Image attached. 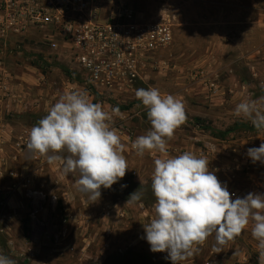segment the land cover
Masks as SVG:
<instances>
[{
	"label": "rangeland",
	"instance_id": "374dc122",
	"mask_svg": "<svg viewBox=\"0 0 264 264\" xmlns=\"http://www.w3.org/2000/svg\"><path fill=\"white\" fill-rule=\"evenodd\" d=\"M110 1L146 21L169 20L173 42L146 60L144 81L132 91L104 95L123 113L110 123L125 145L128 169L111 189L101 188L96 202L77 190L78 173L65 175L62 161L49 164L26 149L31 127L70 92L68 82L82 91L83 76L66 57L51 55L28 36L0 44L8 90L0 105V254L16 264H172L167 252H152L145 238L143 224L155 216L154 160L161 154L139 156L131 147L151 127L135 96L139 88L154 87L184 104L187 119L167 142L170 157L184 152L205 157L230 194L236 192L233 199L264 194V164L247 171L232 163L264 139V131L234 113L244 100L264 110V0ZM208 145L213 153L205 151ZM138 189L142 199L127 203ZM29 190L43 192L46 200L33 199ZM51 196L57 200L53 206ZM252 227L250 221L219 253L215 235L209 236L179 264H259Z\"/></svg>",
	"mask_w": 264,
	"mask_h": 264
},
{
	"label": "clouds",
	"instance_id": "9594fccd",
	"mask_svg": "<svg viewBox=\"0 0 264 264\" xmlns=\"http://www.w3.org/2000/svg\"><path fill=\"white\" fill-rule=\"evenodd\" d=\"M135 96L147 109L151 127L131 147L139 156L146 151L161 154L154 160L151 184L155 216L143 224L150 250L167 252L166 258L179 264L198 252V246L214 234L213 248L219 253L252 221L258 261L264 264V194L249 192L243 198L232 199L234 194L220 182L215 171L209 170L205 157L191 152L170 157L167 142L187 119L184 104L154 87L139 88ZM111 113L119 115V106L112 107ZM234 113L250 121L258 132L264 131V110L257 101L238 103ZM111 120L101 103L90 101L87 91H70L62 94L31 127L26 149L32 156L46 157L49 164L62 161L65 175L78 173L77 190L96 202L101 188L111 189L128 169L123 155L125 145ZM247 155L253 163L264 164V139L259 147L249 148ZM142 195L139 189L134 191L127 203L140 201ZM0 264L16 261L0 254Z\"/></svg>",
	"mask_w": 264,
	"mask_h": 264
},
{
	"label": "built area",
	"instance_id": "2783aa9c",
	"mask_svg": "<svg viewBox=\"0 0 264 264\" xmlns=\"http://www.w3.org/2000/svg\"><path fill=\"white\" fill-rule=\"evenodd\" d=\"M172 28L169 20L146 21L125 4L110 0H0V44L28 36L51 55L66 57L85 80L81 90L87 91L91 102L101 103L112 120L123 113H111L112 102L105 93L129 92L143 82L146 60L171 46ZM67 87L71 91L76 84L68 82ZM7 95L0 61V105ZM125 136L129 138L130 134ZM213 150L205 146L207 153ZM232 163L237 169L249 171L261 162L253 163L243 151ZM28 194L36 200L47 198L37 190ZM233 194L232 199L236 192ZM48 200L52 206L57 201L55 196Z\"/></svg>",
	"mask_w": 264,
	"mask_h": 264
},
{
	"label": "crops",
	"instance_id": "0c3cea01",
	"mask_svg": "<svg viewBox=\"0 0 264 264\" xmlns=\"http://www.w3.org/2000/svg\"><path fill=\"white\" fill-rule=\"evenodd\" d=\"M109 214H110V212H109Z\"/></svg>",
	"mask_w": 264,
	"mask_h": 264
},
{
	"label": "trees",
	"instance_id": "16d2710c",
	"mask_svg": "<svg viewBox=\"0 0 264 264\" xmlns=\"http://www.w3.org/2000/svg\"><path fill=\"white\" fill-rule=\"evenodd\" d=\"M227 133V132H226Z\"/></svg>",
	"mask_w": 264,
	"mask_h": 264
}]
</instances>
